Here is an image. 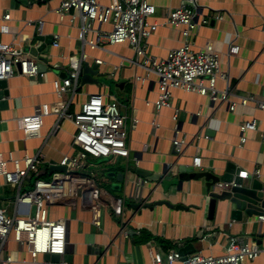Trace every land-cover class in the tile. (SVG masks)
Listing matches in <instances>:
<instances>
[{
  "label": "crops",
  "instance_id": "crops-1",
  "mask_svg": "<svg viewBox=\"0 0 264 264\" xmlns=\"http://www.w3.org/2000/svg\"><path fill=\"white\" fill-rule=\"evenodd\" d=\"M115 1L125 0H100V3L108 6ZM60 2L42 0L29 7L11 9L10 0H0V28L2 25L9 28L7 34L0 32L1 44L14 43L26 52L29 48L37 50L43 44L48 46L46 53L34 57L39 65L40 58L48 60L46 72L34 78L14 76L0 88L4 94L0 97V123L7 125V130L0 133V163H6V169L11 171L10 157L22 160L28 154L41 160L39 175L30 174L20 187L4 185V178L0 176V185L4 188L0 208H8L14 216L19 193L32 191L39 176L51 178V167L60 166L64 156L76 150L73 122L62 120L56 128L58 117H46L39 137L26 138L21 119L45 104L64 106L70 114L79 113L91 96L101 94L107 101L120 102L126 119L130 157L92 159L89 173L112 199L125 200L126 209L123 219L112 210L104 211L100 230L92 224L87 208L64 204L51 207L52 221L67 222L66 253L61 256L60 264H152L154 254L181 251L188 246H192L190 251L194 253L221 256L228 246V236L262 241L264 248L262 221L245 215L242 221L233 220L231 203L212 198L213 193H219L213 185L223 182L230 167L239 170V175L249 174L248 178H242L248 186L254 180L264 182L261 135L264 112L257 110L253 102L231 112L227 104H212L205 97L182 90L174 91L170 108L157 112L155 103L160 94L157 76L151 75L145 83L137 80L145 78L147 71L137 62L128 44L104 45L94 50L85 45L79 40L81 22L71 24L69 18L61 20L56 13ZM148 2L157 10L152 22L159 24L168 11L192 4L191 0ZM193 3L198 13L196 20L208 22L193 32V49L199 51L211 45L220 54L221 70L230 79L231 100L239 102L250 97L263 100L264 0H194ZM8 14L11 19L4 21ZM96 28L101 32L111 31L108 25ZM184 43L180 28L160 26L149 39L148 54L165 59L170 51ZM231 44L239 47L237 55L229 54ZM71 56L79 58L82 65L98 66V84L81 86L78 82L59 99L54 93V82L68 76ZM217 87L225 90L227 84L219 81ZM176 112L177 121L173 119ZM133 118L137 124H133ZM254 119L258 121L259 132L246 133L247 142L241 145L240 126ZM180 123L182 129L177 134ZM176 139L184 140L181 152L173 144ZM194 158H201V168L194 167ZM256 170L261 171L260 178L253 176ZM138 171L146 173L145 176ZM120 173H126L125 181L113 177ZM197 174L211 175L212 187L209 188L205 179L191 177ZM136 182L142 184L143 200L153 204L152 208L138 212L132 208L134 204H141L130 199ZM162 201L174 208L156 205ZM144 231L154 240L142 242ZM157 240L164 241L166 249ZM4 250L12 254L13 264H52L45 256L33 263L14 235L9 237ZM246 264H264V258Z\"/></svg>",
  "mask_w": 264,
  "mask_h": 264
},
{
  "label": "built area",
  "instance_id": "built-area-1",
  "mask_svg": "<svg viewBox=\"0 0 264 264\" xmlns=\"http://www.w3.org/2000/svg\"><path fill=\"white\" fill-rule=\"evenodd\" d=\"M193 2L194 0H191L192 4ZM156 11V7L148 0L115 1L108 6L102 5L100 0H61L56 13L61 20L69 18L71 24L80 21L79 40L93 50L101 49L104 45L128 44L137 62L147 71L145 78L138 77L137 80L145 83L151 75L158 78L160 94L155 103L157 112L171 107L176 90L198 94L212 104H227L231 112H236L240 107H247L250 102L256 104L257 110L264 112V98L261 101L253 97L241 98L239 102L231 100L230 79L228 74L222 72L221 56L213 46L208 45L199 51L193 49V32L208 24L206 20H196L198 13L194 7L184 5L168 11L162 24L152 22ZM10 19L9 14L4 17V21ZM104 25L110 26L111 31L101 32L96 28ZM160 26L180 28L185 39L184 45L170 51L165 59L148 54L149 39ZM0 32L7 34L9 28L2 25ZM90 36H94L93 39L90 40ZM55 40L58 41L59 36L56 35ZM56 46H59L58 42ZM238 53L239 47L231 44L229 54ZM68 64V76L54 82V93L59 99L79 82L82 62L76 56H71ZM40 74L38 61L32 55L18 49L14 43H0V82L17 75L34 78ZM219 81L226 82L225 90L218 89ZM53 115L58 117L56 128L62 120L73 122L76 128L73 145L76 150L74 154L64 156L60 164L66 168V172H54L48 180L38 178L32 191L19 193L17 213L14 216L9 214L8 208H0V264L15 262L12 254L4 250L11 235L15 236L33 263L42 256L65 255L67 222L51 220L50 208L53 206L64 204L73 208H87L92 215V224L100 230L104 211L112 210L118 218L124 217L125 200L112 199L89 173V162L92 159L130 157L126 119L122 115L120 102L117 99L107 101L101 94L93 95L82 105L80 112L75 114L68 113L64 106L42 105L36 108L32 115L20 121L26 138L39 137L44 119ZM173 119L178 120V112ZM132 122L137 124L138 121L133 118ZM240 132L241 145H245L246 133L259 132L258 121L254 119L244 122L240 126ZM261 135L264 141V131ZM173 144L181 152L184 140L176 139ZM9 162L13 166L11 171L6 169V163H0V176L4 178V185L20 187L30 174L37 176L40 173L39 157L26 154L22 160L10 157ZM201 164V158L193 159L195 168H201ZM253 176L260 178L261 171H254ZM239 177L246 179L249 174L242 172ZM141 185L139 182L134 184L130 199L145 204ZM235 187L236 178L229 183L215 184L214 190L229 192ZM33 208L36 209L34 217ZM259 221L264 222V218H259ZM202 239L205 240L206 237L202 236ZM261 257L264 258V248L257 240L228 236V246L221 256H207L202 252L183 256L180 251H169L154 254L152 264H246Z\"/></svg>",
  "mask_w": 264,
  "mask_h": 264
},
{
  "label": "water",
  "instance_id": "water-1",
  "mask_svg": "<svg viewBox=\"0 0 264 264\" xmlns=\"http://www.w3.org/2000/svg\"><path fill=\"white\" fill-rule=\"evenodd\" d=\"M36 1H42V0H10L11 2V9H19L20 6L29 7L33 3H36ZM190 7H194L192 4ZM47 45L43 44L40 48L37 50L33 48L28 49V53L32 55L33 57H38L39 54L42 52H47ZM41 64L39 65V72L43 74L46 72V65L48 63V60L46 58H40L39 59ZM98 66L93 65L89 66L88 64L82 65L79 73V84L81 86H85L87 84H98V81L96 80V77H98ZM93 81V82H91ZM6 81L0 82V88L3 86V84ZM4 95L3 92L0 91V97ZM185 115L182 116L181 122L184 120ZM182 129V123H180L177 127V131L181 132ZM7 130V125L4 123H0V133ZM234 167H230L228 169V172L226 176L222 179L223 182L229 183L232 182L234 179V175H236V184L237 187L231 189L229 192H219V193H213L212 198L220 201H229L231 203L232 207V218L236 221H242L244 215L248 219L252 218H264V182L259 180H254L250 186L246 185L243 179L239 178V170L233 169ZM52 174L54 172L64 173L66 172V168L63 166H52L51 167ZM141 176H145L146 173L138 171L137 172ZM113 177H117L119 181H125L126 179V173H120L118 175L113 174ZM182 185V183L180 184ZM4 188L0 185V200L3 201V192ZM158 206H167L169 208H174L169 202L162 201L156 203ZM153 207V204H134L132 208L138 212L141 209H150ZM178 209V208H176ZM35 208L32 210V217L35 216ZM264 224V222H263ZM264 238V234L261 236V239ZM258 244L261 246L262 241H259ZM192 249V246H188L187 248H184L180 251V253L183 256H187L191 253H194L193 251H190ZM45 259L52 264H60L61 262V256L60 255H46Z\"/></svg>",
  "mask_w": 264,
  "mask_h": 264
},
{
  "label": "trees",
  "instance_id": "trees-1",
  "mask_svg": "<svg viewBox=\"0 0 264 264\" xmlns=\"http://www.w3.org/2000/svg\"><path fill=\"white\" fill-rule=\"evenodd\" d=\"M191 177L194 178V179H205L207 181V183H208L209 188L212 187L213 178L209 174H197V175H194V176H191ZM38 178L46 179V180L50 179V178H48V179L47 178H43V177H40V176ZM213 187H214V185H213ZM142 236L143 237L140 240L142 242H144V243H147L150 240H154V238L150 234H148V232H146V231H144L142 233ZM157 241H159V240H157ZM159 242L166 249V243L164 241H159Z\"/></svg>",
  "mask_w": 264,
  "mask_h": 264
}]
</instances>
